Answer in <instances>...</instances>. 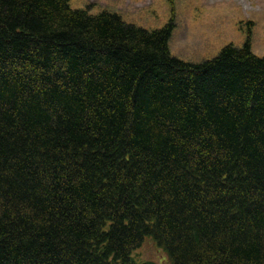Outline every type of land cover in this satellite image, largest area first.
Returning <instances> with one entry per match:
<instances>
[{"label":"trees","instance_id":"16d2710c","mask_svg":"<svg viewBox=\"0 0 264 264\" xmlns=\"http://www.w3.org/2000/svg\"><path fill=\"white\" fill-rule=\"evenodd\" d=\"M70 0H0V264H264V55L172 56ZM139 264H153L142 262Z\"/></svg>","mask_w":264,"mask_h":264},{"label":"rangeland","instance_id":"374dc122","mask_svg":"<svg viewBox=\"0 0 264 264\" xmlns=\"http://www.w3.org/2000/svg\"><path fill=\"white\" fill-rule=\"evenodd\" d=\"M73 9L118 13L130 24L159 29L170 19L172 55L188 62L216 56L229 43L241 46L251 34L254 54H264V0H70ZM136 263L171 264L166 253L146 238L132 254Z\"/></svg>","mask_w":264,"mask_h":264}]
</instances>
